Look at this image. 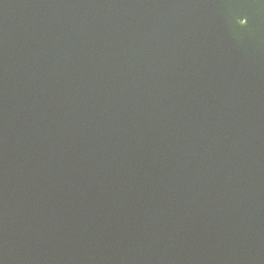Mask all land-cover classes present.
I'll list each match as a JSON object with an SVG mask.
<instances>
[{
  "label": "water",
  "instance_id": "obj_1",
  "mask_svg": "<svg viewBox=\"0 0 264 264\" xmlns=\"http://www.w3.org/2000/svg\"><path fill=\"white\" fill-rule=\"evenodd\" d=\"M0 264H264V0H0Z\"/></svg>",
  "mask_w": 264,
  "mask_h": 264
}]
</instances>
